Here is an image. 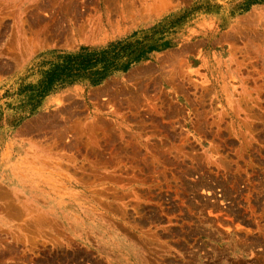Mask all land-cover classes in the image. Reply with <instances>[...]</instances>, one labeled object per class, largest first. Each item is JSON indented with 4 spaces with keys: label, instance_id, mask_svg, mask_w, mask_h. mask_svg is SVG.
I'll list each match as a JSON object with an SVG mask.
<instances>
[{
    "label": "rangeland",
    "instance_id": "obj_1",
    "mask_svg": "<svg viewBox=\"0 0 264 264\" xmlns=\"http://www.w3.org/2000/svg\"><path fill=\"white\" fill-rule=\"evenodd\" d=\"M0 264H264V0H0Z\"/></svg>",
    "mask_w": 264,
    "mask_h": 264
},
{
    "label": "trees",
    "instance_id": "obj_2",
    "mask_svg": "<svg viewBox=\"0 0 264 264\" xmlns=\"http://www.w3.org/2000/svg\"><path fill=\"white\" fill-rule=\"evenodd\" d=\"M96 53H88V54H82V55H69L67 57L68 61L64 64V66H79V67H85L88 64L92 63L94 56ZM58 73V72H57ZM57 73H52L50 76L52 78L57 74Z\"/></svg>",
    "mask_w": 264,
    "mask_h": 264
}]
</instances>
